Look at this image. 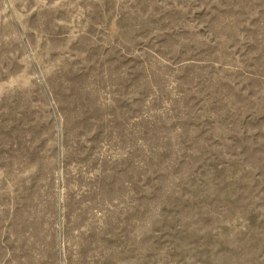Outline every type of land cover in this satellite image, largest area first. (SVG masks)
<instances>
[{"label":"rangeland","instance_id":"rangeland-1","mask_svg":"<svg viewBox=\"0 0 264 264\" xmlns=\"http://www.w3.org/2000/svg\"><path fill=\"white\" fill-rule=\"evenodd\" d=\"M0 264H264V0H0Z\"/></svg>","mask_w":264,"mask_h":264}]
</instances>
